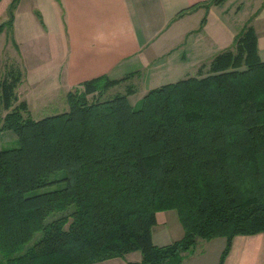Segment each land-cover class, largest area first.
I'll return each mask as SVG.
<instances>
[{
	"label": "trees",
	"instance_id": "trees-1",
	"mask_svg": "<svg viewBox=\"0 0 264 264\" xmlns=\"http://www.w3.org/2000/svg\"><path fill=\"white\" fill-rule=\"evenodd\" d=\"M233 43L138 106L133 84L101 98L137 70L100 74L66 92V110L34 118L15 91L20 68L0 73V132L17 141L0 149V264H90L135 250L126 264H180L198 238L223 236L222 264L235 235L264 231V59L251 24ZM167 209L183 232L156 244L151 227Z\"/></svg>",
	"mask_w": 264,
	"mask_h": 264
},
{
	"label": "crops",
	"instance_id": "crops-1",
	"mask_svg": "<svg viewBox=\"0 0 264 264\" xmlns=\"http://www.w3.org/2000/svg\"><path fill=\"white\" fill-rule=\"evenodd\" d=\"M202 1L204 0H19L14 7L15 31L12 29L11 33L12 37H62L64 63L58 73L51 76V81L53 88L60 87L66 91L81 81L100 74L118 78L150 66L152 55L156 56V53L149 52L148 46L155 43L156 37H210L216 43L215 46L220 47L219 43L223 41L233 43L243 26L251 24L257 37L258 53L260 57L264 55V0H222L207 9L196 6L178 15L180 9ZM245 1L249 2V8ZM245 8L247 10L244 15L239 14ZM18 14L22 17L19 21ZM204 14L205 21L200 25L199 21ZM151 17H160L158 25ZM189 17L193 18V23L186 29H173L184 22L183 18L190 20ZM20 22L23 34L18 29ZM174 46L169 44L164 50L168 53L158 51L157 54L160 53L159 57L162 59L163 55L173 51ZM44 52L42 58L51 57L49 49ZM159 63L158 68H163L165 64ZM152 78L153 76L146 78V81ZM39 85L38 81L26 85L28 107L35 99H45L43 97L46 93L37 95V92H44L47 88ZM149 87L151 86H146L145 90ZM182 232L181 229L180 236ZM151 236L156 244L170 242L156 241L152 229ZM157 239H161V236ZM174 239L177 238H171V241ZM205 244L204 252L198 255L188 252L180 264H217L225 245V237H211L206 239ZM110 259L112 258L90 264H105ZM222 264H264V231L235 235Z\"/></svg>",
	"mask_w": 264,
	"mask_h": 264
},
{
	"label": "rangeland",
	"instance_id": "rangeland-1",
	"mask_svg": "<svg viewBox=\"0 0 264 264\" xmlns=\"http://www.w3.org/2000/svg\"><path fill=\"white\" fill-rule=\"evenodd\" d=\"M9 3L10 0L1 1L0 21L7 19ZM248 3L245 1L246 7H248ZM257 4H254V6ZM246 10L247 8L241 10L239 14L244 15V11ZM12 13L13 19L11 27L4 28L0 35V73L2 74L5 72L11 64L20 68L22 78L15 89L19 100H28L26 85H30L32 81H38L40 83L39 87L48 89L44 90V92H37V95L39 93H41V95L46 93V96L43 97L45 98L44 100L40 98V100L37 101L34 97L35 101L32 103L30 102L29 110L32 117L40 118L45 115L66 110V89L60 87L53 88L54 86L51 81V76L54 73H58L60 67H62L61 65L64 63H62L64 60L62 37H12L11 30L13 29L14 15H16L14 8ZM20 17L21 14H18V21ZM159 18L160 17L152 18L156 25L159 23ZM185 19L186 18H183L182 21L184 20V22L178 24L173 29L182 31L193 23V18L189 17L188 19L190 20ZM18 29L20 34L24 31L22 22L18 25ZM12 31H15V29ZM199 38H201V40H199ZM212 39L213 38L210 37H205L204 39L203 37H156L155 43L151 47L148 46L149 52L156 53V56L152 55L150 66L139 69L129 80L109 87L102 94L101 98L106 99L112 97L116 93H122L125 90L126 84H133L135 92L129 96V100L131 104L138 106V100L145 93L146 86L153 87L165 82L175 81L188 75H194L196 74L197 68L202 63L207 65L214 54L227 48H234V43H230L229 41H227V43L223 41L219 43L221 44L219 45L220 47H217L215 46L216 43L211 41ZM20 42L21 46L19 47ZM169 44L175 45L173 51L168 55H163L161 59V57H159L160 53L157 54L158 51H164ZM47 49L50 50L51 57L42 58V52ZM163 53L168 52L164 51ZM261 57H264V55H261ZM159 62L162 63V65L165 64L163 68H158L157 65ZM33 66H35V68H33ZM206 67L204 69H206ZM152 76V82L151 80L146 81V78ZM33 96L34 95H32V97ZM34 99H32V101ZM16 144V135L12 130H3L0 132V149L15 146ZM60 185L59 183L48 184L36 188L35 191L48 190ZM156 220V223L151 227L156 241L168 240L171 242V238H179L178 236L181 234L182 226L177 219V214L174 209L158 211L156 213ZM165 229H167V232L164 233ZM159 236H161V239H157ZM205 241L206 239L204 238H198V243L191 249L192 251L190 250L189 252H192V255H198L204 252L206 245ZM139 257L140 252L135 250L123 256L114 257L108 260V262H105V264H122L125 263L126 260H138Z\"/></svg>",
	"mask_w": 264,
	"mask_h": 264
}]
</instances>
